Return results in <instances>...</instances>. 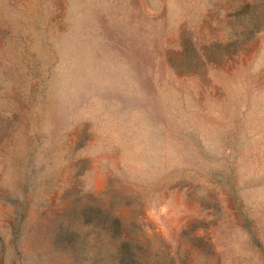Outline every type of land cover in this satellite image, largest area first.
Returning <instances> with one entry per match:
<instances>
[{
  "label": "rangeland",
  "instance_id": "374dc122",
  "mask_svg": "<svg viewBox=\"0 0 264 264\" xmlns=\"http://www.w3.org/2000/svg\"><path fill=\"white\" fill-rule=\"evenodd\" d=\"M0 264H264V0H0Z\"/></svg>",
  "mask_w": 264,
  "mask_h": 264
}]
</instances>
